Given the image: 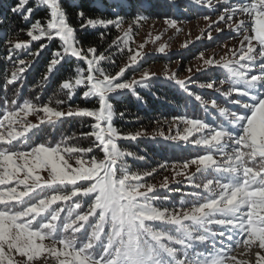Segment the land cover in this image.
<instances>
[{
    "label": "snow or ice",
    "instance_id": "6c2138e0",
    "mask_svg": "<svg viewBox=\"0 0 264 264\" xmlns=\"http://www.w3.org/2000/svg\"><path fill=\"white\" fill-rule=\"evenodd\" d=\"M155 2L99 0L96 11L101 15L87 16L80 8L76 17L81 31L98 27L120 29L127 19L137 22L151 18L148 10ZM190 2L199 5L202 0ZM217 2L227 7L209 26V38L212 26L218 31L220 23L231 28L237 15L247 16L248 23L240 19L236 24V30L244 35L239 51L231 52L233 57H238L235 63L201 56L205 66L227 70L229 90L221 92L215 81L201 83L198 87L214 89L225 98L235 94L236 98L230 99V103L237 110L219 107L213 99L211 109H218L223 122L186 115L166 121L176 125V134L165 136L160 131L157 135L201 146L207 154L171 165L175 176L186 175L188 185L194 190L182 193L178 206H164L169 197L158 195V190H179L169 188L167 177L159 185L149 182L146 178L157 173L156 167L132 170L126 158L140 161L146 158L122 150L119 145L121 140L136 141L146 133H122L113 126L117 115L113 104L116 96L131 92L143 103L136 89L149 88L146 82L150 79L149 73H143L139 80L121 79L127 68L137 64L142 56L140 51L129 47L133 39L130 31L108 46L120 51L127 49L129 53L128 65L113 75L102 67V62H111L110 55L98 53L94 46L86 49L81 46L77 29L70 24L62 0H13L8 11L28 25L26 30L19 31L30 39L16 43L5 41L10 45L5 59L12 65L5 84L14 86L19 82L22 87L24 74L32 66V61L14 55L17 50H26L32 42L43 38L58 39L60 48L53 51L40 85L59 70L66 56H71L85 62L86 66L74 68V76L65 78L59 87L66 90L68 100L82 88L81 99L95 100L96 106H69L64 111L48 103L38 106L30 100L17 104L16 99H8L7 93L3 97L4 106L0 107V129H4L0 131V264H245L232 254L239 246L259 249L254 253L256 264H264V41L257 39L258 21L264 24V0ZM165 3L173 7L176 0H165ZM207 3L212 7V0ZM41 7L48 13L44 23L32 19ZM165 19L176 26L175 19L167 16ZM5 22L6 17H0V25ZM104 36L101 32L102 40ZM46 47L47 44H41L38 51L28 55L38 57ZM159 51L163 53L165 47H160ZM169 79L192 100L204 103L205 112L209 111L208 103L189 91L190 81L176 79L174 75ZM12 95L18 99L19 88H14ZM32 114L38 116V123L25 122L24 117ZM118 115L123 118L125 113ZM66 117L92 118L91 131L81 133L82 138L90 141L87 146H69L67 138L55 145L38 143L28 150H19L13 143L19 141L24 145L30 140L28 133L33 129L41 124L55 125ZM17 124L22 130H16L14 125ZM196 134L200 135L190 140ZM70 160H74V164ZM193 165L195 173L188 174ZM168 167L167 163L159 165L162 169ZM45 172L47 177L43 175ZM197 173L202 177L199 182ZM210 175L212 178H208ZM46 189L51 190L50 193H46ZM85 198H88L86 206ZM46 240L50 243L46 244Z\"/></svg>",
    "mask_w": 264,
    "mask_h": 264
},
{
    "label": "trees",
    "instance_id": "16d2710c",
    "mask_svg": "<svg viewBox=\"0 0 264 264\" xmlns=\"http://www.w3.org/2000/svg\"><path fill=\"white\" fill-rule=\"evenodd\" d=\"M12 3L13 0H0V17H6V22L0 25V107L4 106L3 97L6 93L8 99L10 101L16 99L17 104L22 103L23 100H30L38 106L48 103L50 106L58 107L64 111H67L69 106L72 108H92L96 106L95 100L81 99L82 88L77 90L71 100H68L66 90H62L59 87L65 78L74 76V68L86 66L85 62L79 61L71 56H66L62 65L59 66V70L54 72L49 80L42 86L40 85L41 78L45 74L46 66L52 58L53 51L60 48L61 42L58 39L48 41L46 38H43L41 41L32 42L30 47L26 50H17L14 55L18 58H26L32 61V66L24 74L25 79L23 80L22 87H20L19 82L14 86L5 84V80L10 78L9 72L12 70V65L5 59L8 48L10 47L5 41L10 40L12 43H16L28 42L30 39L25 32L19 31L21 29L26 30L28 25L22 21L19 16H14L8 11L9 5ZM62 3L66 9L70 24L77 29L76 35L81 46L85 49L89 46H94L97 48L98 53L110 55L111 62L107 60L102 62L104 70L114 75L121 67H124L127 63L125 61H128L129 56L127 49L120 51L115 46L112 48L108 47L117 37H123L120 29H105L98 27L96 29L89 28L83 31L80 30V21L77 20L76 17L77 10L83 8L87 16L98 17L101 15V13L96 11V8L99 6V0H62ZM225 6V4L218 3L215 0H212V7L208 6L207 0H202V3L199 5L190 2V0H176V5L169 7L165 3V0H156L153 6L148 10V15L151 18L139 20L137 22L127 19L123 24L127 26L140 24L142 26L155 21H168L165 19L166 16L175 19L177 23L194 21L200 17L203 19H206L205 17L211 19L221 13ZM104 14L107 15V13ZM47 16V10L41 7L34 12L32 19H40L41 22L44 23ZM101 32L105 33L103 40L100 38ZM221 38L225 39V36H218V41L225 42ZM41 44H47V47L40 52L38 57L28 55L29 52L38 51ZM194 47L196 48L193 50L188 49L180 54H170L167 58L165 57L167 55L161 54L155 56L152 54L148 56L142 64H139V66L127 69L121 79H132L137 73L147 69V66L151 65L153 62L165 63L177 59L183 63V61L194 58L198 52L206 51L204 42L198 43ZM212 78L216 79L217 85H222L220 83L221 81L224 83L228 80L227 70L216 67L213 71L203 74L197 81L188 83L189 91L200 95L203 102L208 103V112H205L204 103L192 100L183 89L175 83L165 79L163 76L153 75V77H150V79L146 81L149 83V88L136 89L139 96L143 98V103L137 100L136 96L131 92L126 91L122 95L116 96L113 104L117 115L114 116L113 126L122 133H135L136 131H144L146 133L145 136L138 138L136 141H119L122 150L132 151L138 156H144L146 158L144 161H140L129 157L127 163L132 170H144L156 167L157 173L154 174L153 179L146 178L149 182L156 183V181H161L158 179L165 178L166 174L161 176V173H167L169 169L172 170L171 165L173 163L207 154V150L201 146H194L185 141L166 140L157 135V133L163 131L165 136L169 134L175 135L177 130L176 127H170L171 124L166 122L171 121L174 116L186 115L189 118H201L207 121L218 120L223 122V117L219 115L218 109H211L210 102L214 99L219 107L228 108V101L218 94L210 93L207 89L198 87L199 84L206 83ZM14 88H19L20 95L18 99L12 95ZM58 100H62L64 103L58 105L56 103ZM119 112H124L125 116L121 118L118 115ZM40 114H42V112ZM34 115L36 114L30 116ZM157 121H159V123H157ZM91 123H93L92 118L66 117L57 121L55 125L41 124L39 128L33 129L28 133L30 140L24 145H20L19 141H14L13 143L17 145L19 150H28L29 146H34L38 143L55 145L57 142H60L62 138H67L66 143L69 146L75 144L87 146L90 141L82 138L81 133L91 131L89 127ZM196 138V136H193L190 140ZM97 155L102 154L97 152ZM161 163H167L169 167L167 169L159 168ZM197 176H200V174ZM208 178H212V176L210 175ZM169 188L178 189L179 191L159 189L157 192L160 196L166 195L169 197V201L165 202L164 206H178L182 193L194 190L188 185L186 180L170 183ZM50 191L51 190H45L46 193H50ZM83 203L86 206L88 198H85ZM53 207H57V205ZM81 238H83L82 235ZM200 250L202 251L203 249Z\"/></svg>",
    "mask_w": 264,
    "mask_h": 264
},
{
    "label": "rangeland",
    "instance_id": "374dc122",
    "mask_svg": "<svg viewBox=\"0 0 264 264\" xmlns=\"http://www.w3.org/2000/svg\"><path fill=\"white\" fill-rule=\"evenodd\" d=\"M235 2L236 0H233V3ZM240 2H243V0H240ZM226 7L227 5L225 6V8ZM219 15L220 13L211 19H203L200 17L195 19L194 21L179 22L176 23L175 27H173L169 21H155L142 26L140 24H133L132 26L123 24L120 28V30L122 31L121 34L124 35V32L130 31L133 37V39L129 43L130 48L138 50L142 53V56L138 58V63L131 67H128L127 69L139 66V64H142L143 61L152 54H154L155 56H159L161 54L167 55L165 56L167 58L170 54H180L181 52L187 51L188 49L193 50L194 48H196L194 47L196 44L203 42L205 44L206 51L198 52L194 58L183 61V63L177 59L170 60L169 62L165 63L153 62L151 63V65L147 66V69L140 71L133 78L139 80L143 73H149L150 77H153V75L164 76L170 81L173 80L169 79V77H172L174 75L176 79H183L186 82H195L199 78H201L203 74H205L206 72H211L216 68L205 66L201 56L204 59L214 58L215 60H221L223 58L224 60H232L233 63H235V59L238 57H233L231 55V52L239 51L244 35V33L238 32L236 30V24H238L240 19H244L246 23H248V18L244 15H237L236 17H234L231 28H229L225 23H220L219 31L215 26H212L211 37L209 38V26L213 25V22L218 20ZM257 27V39L264 41V24H260L258 21ZM220 35L225 36V39L221 38L225 42L218 41V36ZM141 45H143L142 48L140 47ZM162 46L165 47V51L163 53L159 51V48ZM125 62L127 63L124 65V67L128 65L129 59ZM209 81L216 82V79L212 78L207 82ZM216 87H219L221 89V92H224L229 90L230 85H225V83H223L222 85H217L216 83ZM207 90L210 93L218 94L219 96L227 100V98H225L220 93H217L214 89ZM231 98H236L235 94ZM228 106V108L232 110H237L231 103ZM239 111L241 113L244 112L243 109H239ZM40 115H43V113ZM21 116H23V114H21ZM24 120L26 123L30 122L33 124L39 122L37 115H29L27 117H24ZM14 127L17 131H20L22 129V126L20 124L14 125ZM170 127H176V125L171 124ZM183 127V125L180 126L181 134H183ZM0 131H3V129H0ZM199 135L200 134H196L195 136L198 137ZM126 159L128 160V158ZM70 163L74 164V160H70ZM195 171L196 166L193 165L188 170V174L195 173ZM164 174H166L165 177L168 178L169 184L176 183V181H187L186 175H182L179 177L175 176V171L173 170V168L172 170H167V173H161V176H164ZM43 175L47 177L46 172L43 173ZM196 175H198V173ZM148 178L153 179V177ZM200 179H202V177L197 176V180ZM158 180L161 181H156V185H159L164 180V178ZM19 190H22V188ZM45 243L48 244L50 243V241L46 240ZM257 251L260 250L256 248L249 250L246 246H239L236 247L235 251L232 254L237 257V261H243L245 262V264H256L257 257L254 255V253Z\"/></svg>",
    "mask_w": 264,
    "mask_h": 264
}]
</instances>
